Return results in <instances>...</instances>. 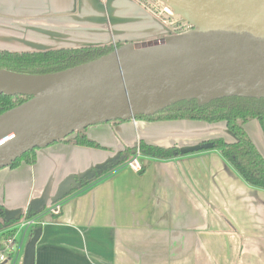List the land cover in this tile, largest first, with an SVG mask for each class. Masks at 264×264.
Wrapping results in <instances>:
<instances>
[{"label":"crops","instance_id":"1","mask_svg":"<svg viewBox=\"0 0 264 264\" xmlns=\"http://www.w3.org/2000/svg\"><path fill=\"white\" fill-rule=\"evenodd\" d=\"M146 2V3H145ZM147 0H0V50L14 53L142 43L163 37ZM152 4V3H151ZM244 130L264 157L257 121ZM101 149L60 141L34 150L35 162L0 170V206L24 215L44 202L32 264H264V190L249 187L218 150L196 148L222 138L224 123L130 120L88 127ZM144 143L178 156L139 154L142 171L126 164L46 208L74 177ZM17 221L16 223H18ZM0 230V240L16 226ZM28 231L30 234L28 235ZM19 251L0 264H23Z\"/></svg>","mask_w":264,"mask_h":264},{"label":"water","instance_id":"2","mask_svg":"<svg viewBox=\"0 0 264 264\" xmlns=\"http://www.w3.org/2000/svg\"><path fill=\"white\" fill-rule=\"evenodd\" d=\"M158 1L192 29L125 44L96 60L51 74L0 69V95L30 97L0 115V170L27 152L88 127L153 116L174 102L264 99V0ZM154 17L163 25L161 19L168 16ZM117 158L118 154L95 169H106ZM92 177L91 171L74 177L52 203L73 190L77 179ZM44 208V202H37L27 211L36 216ZM5 214L7 221L21 216ZM40 234L41 228L33 230L23 264L33 263Z\"/></svg>","mask_w":264,"mask_h":264},{"label":"trees","instance_id":"3","mask_svg":"<svg viewBox=\"0 0 264 264\" xmlns=\"http://www.w3.org/2000/svg\"><path fill=\"white\" fill-rule=\"evenodd\" d=\"M121 46L122 45L120 44H115L113 46L53 49L23 53L0 50V69L26 75L51 74L96 60ZM29 99L30 97L26 96L0 95V115L23 104ZM136 120H190L200 121L209 125L224 123L228 133L232 136L233 141L227 143L222 138H218L210 141V146L205 148V150H218L222 158L249 187L264 190V157L244 130V125L246 123L255 120L258 122L261 131L264 134L263 98L225 97L201 103L194 99L182 100L165 106L153 116L140 115ZM118 122L121 121L112 123ZM61 141H72L78 146L101 149L100 146L89 140L83 134V131H78ZM137 150L139 154L143 156L161 159L172 158L180 154L179 150L176 148L163 149L144 143H140ZM200 150L202 149H198L196 152ZM135 154L136 148L125 149L118 154L116 161L106 165V169H101L99 172H97V169L91 170V173L93 174L91 179H77L76 181L78 185L62 199L105 176L119 166L126 164V162ZM21 162H25L28 165L34 164V150L22 155L9 164L8 167L11 169L16 168ZM24 216L26 218L34 217V215L28 211ZM21 217L22 215L18 220L7 221L5 211L0 206V230L6 225L16 223Z\"/></svg>","mask_w":264,"mask_h":264},{"label":"built area","instance_id":"4","mask_svg":"<svg viewBox=\"0 0 264 264\" xmlns=\"http://www.w3.org/2000/svg\"><path fill=\"white\" fill-rule=\"evenodd\" d=\"M163 13H166L168 17L174 18L171 11L167 7L163 8V10L156 15L162 16L164 15ZM166 20L167 19H161V22L164 24L167 22ZM169 27H171V31H174L178 34L192 29L190 24L183 21ZM126 166L135 173H139L142 171V166L139 162L138 151L126 162ZM46 212L52 215H57L60 212V204L54 203L50 205L48 208H46ZM41 224L42 222L38 221V216H34L31 218L24 217L18 223H16V226L11 230V232L5 234V236L0 240V261L3 262L6 259L7 255L14 256L19 251L21 245L20 239L24 237L25 233L28 230H31L32 234L33 230ZM20 233L21 236L20 238H18Z\"/></svg>","mask_w":264,"mask_h":264},{"label":"rangeland","instance_id":"5","mask_svg":"<svg viewBox=\"0 0 264 264\" xmlns=\"http://www.w3.org/2000/svg\"><path fill=\"white\" fill-rule=\"evenodd\" d=\"M145 1V0H144ZM147 1H150L151 3H148L147 2V4L146 5H148L149 6V10L153 13V14H157V13H159L160 11H162L163 10V8H165V6L162 4V3H160L158 0H147ZM146 3V2H145ZM165 16H167L166 15V13H163ZM166 19V18H165ZM167 22L166 23H164L163 25L165 26V31H166V33H164V31H163V36H166V35H173V34H175L176 32H174V31H170V29H168L169 28V26H174L176 23H181L182 21L181 20H179L178 18H171V17H167V20H166ZM169 31V32H168ZM25 216L24 215H22V217L20 218V220L21 219H23ZM19 220V221H20ZM38 221H40V219H39V217H38ZM31 231V230H30ZM30 234V232L28 231V235ZM20 236H21V233H20V235L18 236V238H20Z\"/></svg>","mask_w":264,"mask_h":264}]
</instances>
